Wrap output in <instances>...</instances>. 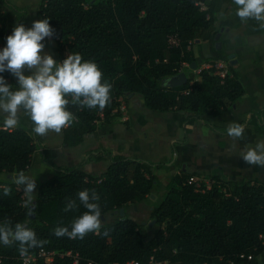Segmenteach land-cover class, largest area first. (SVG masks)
Returning <instances> with one entry per match:
<instances>
[{"label":"trees","instance_id":"trees-1","mask_svg":"<svg viewBox=\"0 0 264 264\" xmlns=\"http://www.w3.org/2000/svg\"><path fill=\"white\" fill-rule=\"evenodd\" d=\"M233 6V0H41L39 20L48 18L54 29L51 39L59 60L66 53H79L95 62L112 85L111 101L104 109L69 103L76 119L62 130L64 144L78 147L104 125L128 126L122 102L135 96H141L151 111L193 113L186 127L201 116L217 118L236 106L246 92L232 65L224 78L213 62L200 71L201 82L191 74L184 84H165L180 76L184 65L196 63L197 41L214 39L219 16ZM7 29L8 15L0 2V50ZM172 38L176 45L170 43ZM0 76L18 87L10 72ZM248 123L264 138V109L250 114ZM240 124L245 125V138L247 121ZM40 150L42 162L54 175L36 185L34 214L28 215L26 197L12 178L19 171L28 172ZM57 158L58 152L44 149L33 131L6 130L0 121V221L25 223L38 239L47 241L28 254L57 253L52 263L37 264H150L151 258L161 264H264V184L228 179L221 172H190L179 162V172L162 183L165 164L114 154L112 149L100 153L108 162L100 174L86 171V162L61 168ZM191 177L209 180L210 188L202 183L198 191L188 183ZM162 185L164 193L150 214L153 235L148 237L145 226L128 210L151 199ZM4 186L11 188L9 196L3 195ZM84 189L100 196L101 234L89 233L83 240L57 238V227L70 226L86 211L82 205L75 212L64 211L67 201L79 203L77 194ZM105 230L107 236L102 234ZM68 252L72 256H59ZM0 264H22L18 243L0 245Z\"/></svg>","mask_w":264,"mask_h":264},{"label":"crops","instance_id":"crops-1","mask_svg":"<svg viewBox=\"0 0 264 264\" xmlns=\"http://www.w3.org/2000/svg\"><path fill=\"white\" fill-rule=\"evenodd\" d=\"M40 1L0 0L8 15V29L3 48L6 47L7 36L12 34L20 20L26 28H30L34 21L39 20ZM236 8L237 6L234 5L228 14L219 16L216 33V35L220 34L219 39L216 40L214 37L208 42L197 43L194 46L196 68L184 65L180 75L187 79L193 74L196 81L201 82L200 71L208 68L213 62L222 61L226 70L229 65L235 67L237 77L245 89V97L219 117L201 116L188 127H186L187 118L193 116V113L151 111L143 104L134 105L130 101L127 111L122 107L124 120L128 122V126L114 123L99 127L90 135L94 144L89 145L91 140L85 142L87 136L85 137L82 143L83 149L89 151L98 147L91 153L92 161L89 160L88 155L89 163L86 162V171H89L92 163L101 164L102 167L98 172L96 170L91 174H100L107 169V160L100 159L102 147H105L112 149L114 154L163 163L166 165L164 167L166 175L169 170L174 175L178 170L175 164L179 162L182 168L190 172H221L228 179L264 184V167L247 165L242 158L248 147H255L257 143L264 141V138L256 135L248 123L250 114L264 109V30L255 20L242 22L235 15ZM42 43L45 45V53L52 52L55 60L63 62L59 60L57 50H54L56 44L51 37L45 38ZM46 46L48 50L45 49ZM24 74L30 75L31 72L25 68ZM177 80L170 78L165 84L170 86ZM3 120L4 114L0 113L2 123ZM19 121L17 128L32 131L33 124L26 115L21 113ZM244 121H247L245 138L234 139L227 135V129L231 124H240ZM37 137L44 149H54L58 152V148L66 146L63 132L61 134L49 132L46 136ZM59 159L58 154L57 165ZM35 160L37 168L34 169ZM167 161L170 163L166 164ZM81 162L83 161L77 164ZM26 174L36 178V185L54 175V171L42 162L41 150L33 155L31 167ZM19 190L23 191L20 187ZM37 191L36 187L33 195H36Z\"/></svg>","mask_w":264,"mask_h":264},{"label":"clouds","instance_id":"clouds-1","mask_svg":"<svg viewBox=\"0 0 264 264\" xmlns=\"http://www.w3.org/2000/svg\"><path fill=\"white\" fill-rule=\"evenodd\" d=\"M237 6L235 15L242 21L255 20L264 28V0H233ZM54 35L48 18L36 20L30 28L17 24L6 38V47L0 50V73L10 72L18 80V87L8 84L0 76V113L4 114V129H15L19 125L20 114L32 122L36 136H46L49 132L61 134L76 117L68 110L73 105L91 109H104L111 101L112 85L104 80L99 66L84 60L79 53H72L63 62H58L51 54L44 52L42 41ZM27 68L31 74L25 75ZM227 135L242 139L244 125L231 124ZM247 165L264 167V141L248 147L242 155ZM13 184L23 189L26 197L24 207L28 215L34 214L33 195L36 178L19 171ZM11 188L3 187V195L9 196ZM78 201H67L65 212H75L82 205L86 211L71 221L70 226H59L54 231L57 238L83 240L89 233L101 234L102 208L100 196L94 191L84 189L77 194ZM108 235L105 230L102 233ZM19 245L21 257H26L30 249L42 248L47 241L37 238L36 233L25 223H15L8 219L0 221V245Z\"/></svg>","mask_w":264,"mask_h":264},{"label":"rangeland","instance_id":"rangeland-1","mask_svg":"<svg viewBox=\"0 0 264 264\" xmlns=\"http://www.w3.org/2000/svg\"><path fill=\"white\" fill-rule=\"evenodd\" d=\"M45 49L48 50V46H46ZM54 50L56 51L57 47ZM51 55H52V52H51ZM68 55H69L68 53L65 54L64 56L65 59L67 58ZM129 102L134 105H141V104L144 105V101L141 98V96H135V97H132L130 100H125L122 102V107L124 108L123 109L124 111H127L126 109L128 107ZM134 102H136V104ZM91 138L92 137L90 135L87 136L85 142H89ZM90 144H94L93 140L89 142V145ZM83 148H84L83 144L81 146L74 147V148H70L67 146H62L58 148L57 150H58V154L60 157L58 161V166L61 168H65L68 166L70 167L75 166L79 161H83V162L88 161V163H89V160L92 161L91 153L93 152V150H96L98 147L97 148L94 147L89 151ZM102 149H105V147L104 148L102 147ZM87 157L89 158V160L87 159ZM170 161H167L166 164H169ZM34 164H35L34 165V169H35L37 168L36 160ZM101 167H102L101 164L92 163L89 167L90 169L88 172L92 173L93 171H96V170L98 172V170L101 169ZM168 172L171 173L172 175H169V173H167L168 175H166V173H163L162 175H160V180L162 181V183L166 182L170 177L173 176V173L171 172V170H169ZM178 172H179V169L176 170V173ZM163 193H164V190H163V185H162V187H160V189L155 194H153L154 198L148 199L144 204L140 205L139 207L130 208L128 210L129 216H131L136 221H138L139 223H142L145 226L148 237H151L153 235V229L155 226V221H151V218H150L151 211L157 204H159Z\"/></svg>","mask_w":264,"mask_h":264},{"label":"built area","instance_id":"built-area-1","mask_svg":"<svg viewBox=\"0 0 264 264\" xmlns=\"http://www.w3.org/2000/svg\"><path fill=\"white\" fill-rule=\"evenodd\" d=\"M170 43L172 45H176L177 42L174 38L170 40ZM214 67L218 70V73L221 77H225L227 75V70L222 61H217L214 64ZM122 109V107H121ZM189 184H194L197 188L198 191L201 190L202 188V183H205V185L210 188L211 182L209 180H206L204 178L200 177H191L188 181ZM57 255L56 252H47L45 250H41L37 254H28L26 257H21L20 256V261L22 264H37L39 260H43L45 263H52L55 259V256ZM60 257L63 256H72L71 252L65 253V254H59ZM74 262H78V254L73 256ZM127 264H139L137 262H128ZM150 264H161L160 262H157L153 258H151Z\"/></svg>","mask_w":264,"mask_h":264},{"label":"water","instance_id":"water-1","mask_svg":"<svg viewBox=\"0 0 264 264\" xmlns=\"http://www.w3.org/2000/svg\"><path fill=\"white\" fill-rule=\"evenodd\" d=\"M219 37H220V34H217L216 36H215V39L216 40H218L219 39ZM200 41H197V43H199ZM219 48V47H218ZM192 68H196V63H193L192 64ZM175 79H178L177 80V82L176 83H172V84H170V86L171 85H180V84H184L185 83V81H186V79H185V77L183 76V75H180V76H178V77H176ZM152 198H154V196H152ZM117 213V212H116ZM120 215H121V217H124L125 216V209H121L120 210Z\"/></svg>","mask_w":264,"mask_h":264}]
</instances>
